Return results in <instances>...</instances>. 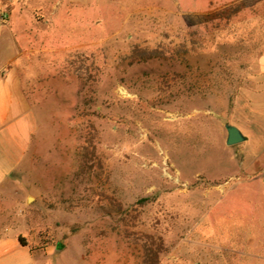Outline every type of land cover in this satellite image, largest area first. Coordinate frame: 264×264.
Segmentation results:
<instances>
[{
    "label": "rangeland",
    "instance_id": "374dc122",
    "mask_svg": "<svg viewBox=\"0 0 264 264\" xmlns=\"http://www.w3.org/2000/svg\"><path fill=\"white\" fill-rule=\"evenodd\" d=\"M1 6L37 118L14 184L32 249L51 264H143L145 245L159 264H264V0ZM227 125L246 141L228 146Z\"/></svg>",
    "mask_w": 264,
    "mask_h": 264
},
{
    "label": "crops",
    "instance_id": "0c3cea01",
    "mask_svg": "<svg viewBox=\"0 0 264 264\" xmlns=\"http://www.w3.org/2000/svg\"><path fill=\"white\" fill-rule=\"evenodd\" d=\"M24 53L13 33L5 36L0 0V264H51L45 259L49 251L22 244L21 201L15 199L20 193L14 185L15 181L19 184L15 174L24 169L37 130V118L19 74L25 65L20 62ZM259 63L264 73V51Z\"/></svg>",
    "mask_w": 264,
    "mask_h": 264
},
{
    "label": "water",
    "instance_id": "95a60500",
    "mask_svg": "<svg viewBox=\"0 0 264 264\" xmlns=\"http://www.w3.org/2000/svg\"><path fill=\"white\" fill-rule=\"evenodd\" d=\"M226 130H227L226 144L228 146H235L241 144L247 139L245 135L241 132V130L235 126L227 125Z\"/></svg>",
    "mask_w": 264,
    "mask_h": 264
},
{
    "label": "trees",
    "instance_id": "16d2710c",
    "mask_svg": "<svg viewBox=\"0 0 264 264\" xmlns=\"http://www.w3.org/2000/svg\"><path fill=\"white\" fill-rule=\"evenodd\" d=\"M23 245H27L24 239H21ZM145 254L143 257V264H159V254L153 250V247L144 248Z\"/></svg>",
    "mask_w": 264,
    "mask_h": 264
}]
</instances>
